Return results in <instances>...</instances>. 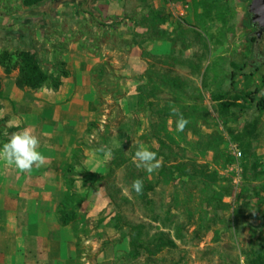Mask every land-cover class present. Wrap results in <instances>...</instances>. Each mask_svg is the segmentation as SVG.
Instances as JSON below:
<instances>
[{
	"label": "rangeland",
	"instance_id": "rangeland-1",
	"mask_svg": "<svg viewBox=\"0 0 264 264\" xmlns=\"http://www.w3.org/2000/svg\"><path fill=\"white\" fill-rule=\"evenodd\" d=\"M44 1L64 7L48 30L64 41L51 46L77 40L97 61L99 110L69 162L112 148L110 156L98 152L103 172L72 171L76 191L90 200L88 209L77 197L69 202L76 213L71 264H264V108L252 100L264 66H243L257 30L251 0ZM33 6L0 0V54L40 39L34 49L57 74L64 65L47 57L43 12ZM18 73L6 74L0 62L1 102ZM130 90L125 110L121 98ZM172 107L188 120L182 132ZM13 127L0 116V147ZM140 143L160 160L152 174L132 162ZM137 178L140 193L131 187Z\"/></svg>",
	"mask_w": 264,
	"mask_h": 264
},
{
	"label": "crops",
	"instance_id": "crops-1",
	"mask_svg": "<svg viewBox=\"0 0 264 264\" xmlns=\"http://www.w3.org/2000/svg\"><path fill=\"white\" fill-rule=\"evenodd\" d=\"M49 4L44 1L32 5L30 10L43 12L39 29L48 36L44 39L51 49L47 57L64 62L60 65H64L69 75L62 78L57 89L49 83L35 89L20 88L13 79L6 86L8 97L1 102L0 116L6 118L8 125L19 127L17 131L30 128L40 140L38 151L47 159L43 166H33L31 172L23 173L0 162V264H71L75 254L73 230L70 225L60 223L57 209L66 190L64 167L70 163L73 147L98 110L92 79L97 61L93 52L78 46L77 40L59 50L51 46L64 41L60 35L48 31L62 20L64 7L56 2ZM38 41H30L26 50L37 52L34 45ZM48 68L54 72L51 65ZM133 100L130 90L121 98L122 107L126 110ZM104 168L105 155L93 151L74 170L94 174ZM79 177L87 180L86 175ZM89 200L83 201L82 208L88 209Z\"/></svg>",
	"mask_w": 264,
	"mask_h": 264
},
{
	"label": "trees",
	"instance_id": "trees-1",
	"mask_svg": "<svg viewBox=\"0 0 264 264\" xmlns=\"http://www.w3.org/2000/svg\"><path fill=\"white\" fill-rule=\"evenodd\" d=\"M24 1L27 5H35L43 0ZM250 24L252 26H255L251 21ZM262 40V36H259V33L256 31L253 34L254 51L251 56L245 61L243 65L245 68L255 69L259 66H264V44L262 49L260 47V43ZM0 62L5 68L6 74H10L14 69L19 70L15 82L20 88L27 87L35 89L41 87L46 83H49L53 89H57L62 83V78L69 75V71L66 68H60L57 74L47 71L43 67L36 51L23 50L14 55L10 54L8 51H3L0 54ZM61 64H64V62H61ZM97 99H99V97L96 98V103H99ZM252 100L256 103V106L258 108H264V74L261 76V86L252 94ZM140 104L141 102L138 99V105ZM1 108L2 103L0 101V110ZM93 122L94 121H91L89 125H91ZM16 128L17 127H13L12 129ZM73 169V163H69L64 167L63 175L66 190L64 191V200H62L58 204L57 214L60 223L62 225L71 224L73 233L75 234L74 223L76 221V213L68 209L69 202H72L77 197L79 198L77 204L80 205L85 200V196L79 195L74 187V183L76 182V180L72 172Z\"/></svg>",
	"mask_w": 264,
	"mask_h": 264
},
{
	"label": "clouds",
	"instance_id": "clouds-1",
	"mask_svg": "<svg viewBox=\"0 0 264 264\" xmlns=\"http://www.w3.org/2000/svg\"><path fill=\"white\" fill-rule=\"evenodd\" d=\"M172 115L176 116V130L182 132L188 124V120L175 107L171 108ZM115 146H120L118 142L113 141ZM40 140L34 132L25 127L19 131L13 132L7 142L0 147V162L5 166H14L20 172H31L33 166L41 167L44 165L46 156L38 151ZM96 152H102L106 156L112 154V148L101 145ZM132 162L137 168L145 170L148 174L155 172L161 165L157 159V153L149 149L148 146L140 143L136 146V151L132 156ZM132 189L140 193L143 189V180L137 178L133 180Z\"/></svg>",
	"mask_w": 264,
	"mask_h": 264
},
{
	"label": "water",
	"instance_id": "water-1",
	"mask_svg": "<svg viewBox=\"0 0 264 264\" xmlns=\"http://www.w3.org/2000/svg\"><path fill=\"white\" fill-rule=\"evenodd\" d=\"M249 13L250 21L258 26L260 34L264 29V0H251Z\"/></svg>",
	"mask_w": 264,
	"mask_h": 264
},
{
	"label": "flooded vegetation",
	"instance_id": "flooded-vegetation-1",
	"mask_svg": "<svg viewBox=\"0 0 264 264\" xmlns=\"http://www.w3.org/2000/svg\"><path fill=\"white\" fill-rule=\"evenodd\" d=\"M249 14H250V13H249ZM253 25H254V24H253ZM254 27L257 29L256 31L259 33V31H258V26L255 25ZM263 34H264V29H263V31L259 34V36H262Z\"/></svg>",
	"mask_w": 264,
	"mask_h": 264
}]
</instances>
